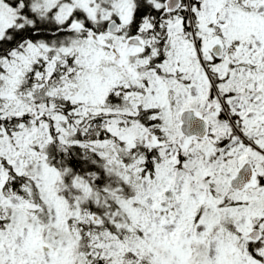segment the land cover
<instances>
[{
    "label": "snow or ice",
    "instance_id": "1",
    "mask_svg": "<svg viewBox=\"0 0 264 264\" xmlns=\"http://www.w3.org/2000/svg\"><path fill=\"white\" fill-rule=\"evenodd\" d=\"M0 264H264V0H0Z\"/></svg>",
    "mask_w": 264,
    "mask_h": 264
}]
</instances>
